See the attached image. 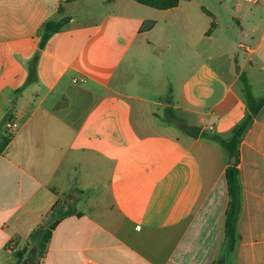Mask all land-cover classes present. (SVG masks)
I'll list each match as a JSON object with an SVG mask.
<instances>
[{
    "label": "crops",
    "instance_id": "0c3cea01",
    "mask_svg": "<svg viewBox=\"0 0 264 264\" xmlns=\"http://www.w3.org/2000/svg\"><path fill=\"white\" fill-rule=\"evenodd\" d=\"M61 20L40 48L43 24ZM256 67L264 69V0L165 10L0 0V139H9L0 264H15L29 236L55 221L38 264H264V105L234 156L232 251L223 175L233 157L214 140L229 139L248 112L244 79L252 92ZM6 121L18 129L6 134ZM182 124L200 126L198 138ZM54 207L68 215L53 216Z\"/></svg>",
    "mask_w": 264,
    "mask_h": 264
},
{
    "label": "trees",
    "instance_id": "16d2710c",
    "mask_svg": "<svg viewBox=\"0 0 264 264\" xmlns=\"http://www.w3.org/2000/svg\"><path fill=\"white\" fill-rule=\"evenodd\" d=\"M140 5L148 6L150 8L165 10L171 9L184 0H134ZM65 24V20L61 21H48L43 24L40 29V48H43L47 43L50 36L61 29ZM38 63V53H36L27 63L28 76L27 83L30 84L36 79V68ZM244 94L245 102L248 109V112L231 131L230 138L227 140L221 139L214 136V140L217 141L227 152L229 156H235L237 158L238 146L245 132L252 123L253 118L257 115L260 108L264 105V95L261 97H254L251 93L250 86L246 81H244ZM169 110H166L168 116ZM170 118L172 117L171 112ZM8 137L0 139V154L5 149V146L8 144ZM224 182L226 184L228 192V204L224 214V224L223 232L224 238L227 244V249L232 251L236 243V211L238 207V170L236 168V163L227 167L223 175ZM56 207L52 209V215H57L58 217L67 216V212H60L58 214ZM56 222V221H55ZM55 222L47 227L37 228L30 236L29 239L39 238L38 249L36 252H31L27 255V258H24V253L22 251L16 252V263L22 264L24 260L27 261V264H38L39 260L44 256L47 244L51 236V230L54 228Z\"/></svg>",
    "mask_w": 264,
    "mask_h": 264
},
{
    "label": "rangeland",
    "instance_id": "374dc122",
    "mask_svg": "<svg viewBox=\"0 0 264 264\" xmlns=\"http://www.w3.org/2000/svg\"><path fill=\"white\" fill-rule=\"evenodd\" d=\"M254 72V74L256 75L257 77V81L259 82L253 89V91L251 92L252 95H254L255 97H260V96H263L264 93L262 94H258V92H261L263 89H264V69H260L259 67H256L255 69L252 70ZM247 73V72H246ZM244 73V76L245 74ZM244 81H246L244 79ZM244 98H245V94H244ZM161 116H163L165 119H167V114L166 112L164 113H161ZM177 128V127H175ZM166 130V129H165ZM176 130V131H175ZM178 128L177 129H174L172 131H170L171 133H174V134H178ZM166 132H168V130H166ZM206 134L207 135H212L213 134V131H206ZM38 244H39V238H34V239H28L27 241V248L22 250V252L24 253V257L25 255L28 253V252H36V250L38 249Z\"/></svg>",
    "mask_w": 264,
    "mask_h": 264
},
{
    "label": "water",
    "instance_id": "95a60500",
    "mask_svg": "<svg viewBox=\"0 0 264 264\" xmlns=\"http://www.w3.org/2000/svg\"><path fill=\"white\" fill-rule=\"evenodd\" d=\"M181 131L188 137L192 138V139H196L198 138L200 132H201V127L200 126H196V125H186V124H182L180 126ZM233 160H232V164H234V156ZM22 264H27V261L25 260Z\"/></svg>",
    "mask_w": 264,
    "mask_h": 264
},
{
    "label": "built area",
    "instance_id": "2783aa9c",
    "mask_svg": "<svg viewBox=\"0 0 264 264\" xmlns=\"http://www.w3.org/2000/svg\"><path fill=\"white\" fill-rule=\"evenodd\" d=\"M19 127L17 122L14 121H6L4 123V130L6 132V134H11L13 133L15 130H17Z\"/></svg>",
    "mask_w": 264,
    "mask_h": 264
}]
</instances>
